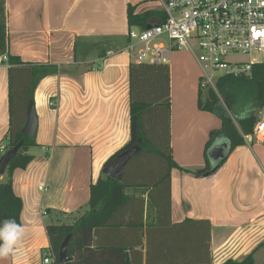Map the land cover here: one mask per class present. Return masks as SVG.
<instances>
[{
  "label": "crops",
  "instance_id": "1",
  "mask_svg": "<svg viewBox=\"0 0 264 264\" xmlns=\"http://www.w3.org/2000/svg\"><path fill=\"white\" fill-rule=\"evenodd\" d=\"M159 8L151 1L139 4L136 12ZM127 9L126 0H0V144L9 127L8 56L60 69L42 79L33 94L38 117L36 145L29 149L33 160L12 173L13 191L22 200L24 234L0 264H45V257L52 261L48 218L63 222L88 205L90 184L129 140ZM170 70L171 154L182 168L170 171L171 221H209L212 264L240 260L251 252L254 264H263L264 141L234 147L216 170L204 173V144L221 121L198 108L197 84H179L174 91V67ZM247 107L237 109L238 117L248 114ZM140 193L146 200L145 189ZM163 195L161 190L159 199ZM130 233L112 228L99 233V239L123 244L141 240L142 246L134 249L141 251L145 264L144 230ZM155 260L164 264L157 256Z\"/></svg>",
  "mask_w": 264,
  "mask_h": 264
},
{
  "label": "trees",
  "instance_id": "2",
  "mask_svg": "<svg viewBox=\"0 0 264 264\" xmlns=\"http://www.w3.org/2000/svg\"><path fill=\"white\" fill-rule=\"evenodd\" d=\"M136 7L137 4H128V29H144L147 24L164 19L159 10L137 13ZM8 64L9 127L0 144V154L21 140L23 143L5 170L6 178L0 175V222L11 219L20 225L22 200L13 191L12 173L15 169L26 168L33 160L29 149L36 145L35 138L25 137L21 132L26 122L27 105L40 81L56 75L60 69L52 64H26L12 55L8 56ZM128 74L129 140L104 162L103 168L125 150L136 146L138 151L129 161L121 180H114L102 172L90 184L88 210L83 216L71 223L57 220L46 225L51 264H61L58 251L68 234H71L67 248L70 261L63 264H136V260L141 264L142 253L134 249L142 246L141 240H131V244L128 240V244H123L99 239V233L112 228L125 229L126 235H132L130 231L133 230H144L145 264H159L156 256L164 264H212L209 221L186 218L172 222L170 218V171L182 168L171 154L169 66L131 63ZM215 87L218 93L208 89L204 101L199 85L197 91L198 108L213 113L221 121V127L210 130L204 144V173L219 166L231 149L245 143L243 135L252 133L257 113L264 106V62L254 64L249 74L219 76ZM250 90L252 101L241 106H249L248 114L238 117L229 98ZM223 144L226 145L224 158L213 160L212 149ZM143 189L147 193L146 200L140 193ZM161 190L164 199H159ZM222 264H254L253 252L240 260L228 259Z\"/></svg>",
  "mask_w": 264,
  "mask_h": 264
},
{
  "label": "built area",
  "instance_id": "3",
  "mask_svg": "<svg viewBox=\"0 0 264 264\" xmlns=\"http://www.w3.org/2000/svg\"><path fill=\"white\" fill-rule=\"evenodd\" d=\"M126 1L132 5L142 0ZM158 3L164 16L161 22L151 24L148 29L132 27L128 31L124 52L131 55L132 63L167 64L174 51L185 49L191 52L201 71L200 89L209 86L214 91L219 76L249 74L254 64L264 62L255 57L264 55V0H158ZM48 105L56 104L49 100ZM243 138L248 143L264 141V106L252 133ZM43 262L52 263L48 257Z\"/></svg>",
  "mask_w": 264,
  "mask_h": 264
},
{
  "label": "water",
  "instance_id": "4",
  "mask_svg": "<svg viewBox=\"0 0 264 264\" xmlns=\"http://www.w3.org/2000/svg\"><path fill=\"white\" fill-rule=\"evenodd\" d=\"M151 24H147L146 28H150ZM38 128V117L34 108V101L30 99L26 109V122L21 129L22 134L25 137L35 138ZM23 141H19L14 147L6 150L0 155V175L5 173V170L11 160L14 157L18 150L21 148ZM226 145L216 146L211 151V158L215 161L222 160L224 158V149ZM138 148L132 147L128 150H125L118 154L105 168H103V173L106 176L113 178L114 180H121L124 174V171L129 163V161L136 155ZM218 168V165L212 167L206 172V174L212 173ZM71 238V234H68L64 237L63 241L60 244L58 251V261L59 263H67L70 261V257L67 253L68 243Z\"/></svg>",
  "mask_w": 264,
  "mask_h": 264
},
{
  "label": "rangeland",
  "instance_id": "5",
  "mask_svg": "<svg viewBox=\"0 0 264 264\" xmlns=\"http://www.w3.org/2000/svg\"><path fill=\"white\" fill-rule=\"evenodd\" d=\"M151 1L153 3L158 2V0H142V1L135 2L132 5L137 4V6H138L139 4H143L146 2L151 3ZM160 39H161V41L166 42V39L164 37H161ZM194 50H195L196 54H198V49L195 48ZM174 52L171 56L170 62L167 63L169 66V69L174 67V70L172 71V75H171L172 76L171 77L172 82L174 84V91L177 90L176 88H177V85H179V84H180V86L182 84H192V86L195 87L194 84H197V85L199 84L201 71H200L198 65L196 64L193 55L191 54V52H189L185 49H178ZM237 57H239V58L242 57L244 59L246 58L245 56H242V55H239ZM255 57L259 61H264V55L261 53L255 54ZM175 66H178V67H175ZM170 86H171V84H170ZM197 89H198V87H197ZM208 89H209V86L202 89L201 99L203 101L206 98ZM214 92H217L216 87H215ZM250 94H252L251 90L248 91L246 94L244 93L243 95H239V96H238V94L235 95V96H238L236 98L230 97L229 98L230 106L234 109H238L239 107L242 106L243 103H244V105L249 104L253 99L252 95H250ZM170 96H171V89H170ZM238 99H240V100H238ZM219 142L222 143V140L219 139ZM35 149H37L39 151V148L36 147ZM87 210H88V205L84 204L82 207H80L78 209V212H76L72 216L70 215L69 217H63L62 221L65 223L74 222L75 220H77L78 218L83 216V214ZM47 221L49 223H51V222H56L57 220L52 221L51 218H48Z\"/></svg>",
  "mask_w": 264,
  "mask_h": 264
},
{
  "label": "clouds",
  "instance_id": "6",
  "mask_svg": "<svg viewBox=\"0 0 264 264\" xmlns=\"http://www.w3.org/2000/svg\"><path fill=\"white\" fill-rule=\"evenodd\" d=\"M24 234V229L15 220L0 222V257H6L14 253L17 245Z\"/></svg>",
  "mask_w": 264,
  "mask_h": 264
}]
</instances>
